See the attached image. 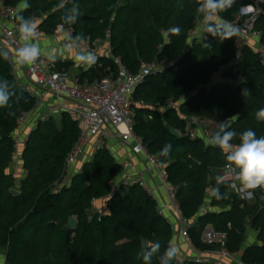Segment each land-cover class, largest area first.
<instances>
[{
    "label": "trees",
    "instance_id": "trees-1",
    "mask_svg": "<svg viewBox=\"0 0 264 264\" xmlns=\"http://www.w3.org/2000/svg\"><path fill=\"white\" fill-rule=\"evenodd\" d=\"M2 1L18 6L16 17L31 18L44 34L60 28L69 30L73 41L79 33L94 41L104 39L109 32L111 54L131 72H137L146 62L173 60L162 71L147 75L133 91L134 132L148 153L165 166L182 216L194 219L188 228L194 246L199 251L216 248L200 240L201 231L210 226L226 234L225 247L236 253L249 227L256 232L259 244L243 249L240 260L264 264V207L259 204L264 190L256 189L255 198L247 201L229 189L228 179L220 186L228 198L210 196L209 205L216 209L199 214L208 190L216 187L215 177L223 174L225 156L219 148L208 145L202 134L191 138L176 132L184 133L187 118L195 116L219 123L228 120L231 130L238 134L234 144L239 143V133L247 129L255 131L257 137L264 136V120L256 117V112L264 108V63L258 60V53L248 44L242 45L239 58L220 72L221 77L239 81L213 82L220 66L234 60L238 34L223 41L209 35V40L188 44L189 31L202 20L196 13L197 0ZM252 1L234 0L219 16L231 21ZM261 6L253 30L264 37V2ZM77 9L75 23L65 22ZM174 26L181 29L179 35L165 36ZM3 53L0 50V86H6L10 93L8 107L0 108V248H5V264H144L138 258L141 247L156 241L161 247L151 264H159L165 249L174 247L170 243L174 235L171 221L158 211L153 195L137 183L111 192L110 182L122 166L108 147L96 149L79 172L57 187L66 156L80 132L66 111L49 116L28 133L20 154L26 172L19 183L7 172L15 152L17 118L35 107L36 97L17 84L8 54L4 59ZM71 65L72 61L57 59L54 69H69ZM107 67L116 72L112 58L102 55L96 67L81 68L78 77L93 80ZM244 89L247 95L242 94ZM233 116L236 118L231 119ZM169 142L170 156H159ZM11 188L19 194L13 195ZM105 197L107 212L89 217L95 200ZM70 215L77 220V228L72 231L64 228ZM193 257L189 253L181 264H220L206 254L202 262ZM172 264H178L177 255Z\"/></svg>",
    "mask_w": 264,
    "mask_h": 264
},
{
    "label": "built area",
    "instance_id": "built-area-1",
    "mask_svg": "<svg viewBox=\"0 0 264 264\" xmlns=\"http://www.w3.org/2000/svg\"><path fill=\"white\" fill-rule=\"evenodd\" d=\"M264 0H253L250 4L251 10L247 12H239L230 22L238 29L239 37L246 41L251 38H258L260 48L258 50V60L264 63V37L261 33L254 31V23L260 13H262L261 3ZM18 6L5 4L0 0V50L7 52L8 61L12 69L16 68L14 61L15 50L24 43L19 39L18 22L16 14ZM216 18V17H214ZM35 22V21H34ZM204 25L200 20L197 25L189 31L188 44L192 41H206L210 39L209 34L203 31ZM63 34V44L69 49L91 51L96 56V61L91 66H81L84 69L96 67L100 56L112 58L116 66V72L110 67H107L104 74L93 80L80 79L78 75L71 73L68 69H54V63L58 59L54 56H47L41 52L40 58L31 66L25 65L24 74L29 81L40 90V98L49 94L52 101L47 102L40 108L41 104L36 101L35 107L29 112H21L17 118V127L14 132L15 153L19 152V148L24 145L27 139L26 136H21L18 131L26 123L29 118L31 129L39 122L48 119L49 116L58 114L61 111H66L78 124L79 136L73 144L71 150L66 156L64 169L61 176V182L57 185H64L69 180V170L80 157L85 154L87 147H90L91 155L100 146L108 147V140L118 139L124 146H128L131 154H142L149 165L155 170L160 186L165 192V202L162 206H158V211L167 215L171 213L174 221L171 222L175 230L179 232L182 239V244L186 247L187 252L182 254L183 260L189 258V254L194 255L196 262H202L203 256L213 257L217 260L236 261L237 264H245L241 260L234 258V253H231L225 247L226 234L215 231L212 227H205L200 233V240L209 245H216L206 251H199L191 241L188 228L191 224L190 220L184 218L181 214L179 203L176 199L175 188L167 181V172L165 166L157 161V158L148 153L142 140L138 137L133 129V105L136 102L132 99V93L136 86L140 84L147 75L160 72L170 65L173 60L157 59L144 63L137 72H131L121 62L119 57L111 54L109 45V32L106 33L104 39H96L90 41L85 39L78 43H74L69 38V30L60 29ZM45 34L37 27V38L35 43L39 42ZM107 44L106 47H103ZM71 45V47H69ZM237 48L236 56L233 61L226 65L220 66V71L213 75H221V71L231 66L238 58V49L242 45L235 44ZM51 58V59H50ZM220 80L234 83L238 82L239 78L232 80L220 76ZM27 91L31 94V90L27 87ZM168 105H171L168 103ZM179 102L175 106H178ZM200 119L192 116L187 118L185 122L184 133L176 130L179 135H188L191 138L198 136L200 131ZM122 169L119 175L114 177L111 184V192H116L120 189L127 188L129 185L137 183L145 189L147 184L140 171L135 170V164L131 157H127L120 162ZM222 173H225V166L222 168ZM237 183L234 177H230L229 184ZM57 188V189H58ZM149 191V190H148ZM233 191V190H232ZM234 192V191H233ZM236 193V192H234ZM237 194V193H236ZM238 195V194H237ZM109 197V195L107 196ZM101 199V204L96 208L98 215H103L107 212L106 198ZM239 198H241L238 195ZM242 199V198H241ZM247 200L248 199H244ZM173 245V241L170 242Z\"/></svg>",
    "mask_w": 264,
    "mask_h": 264
},
{
    "label": "clouds",
    "instance_id": "clouds-1",
    "mask_svg": "<svg viewBox=\"0 0 264 264\" xmlns=\"http://www.w3.org/2000/svg\"><path fill=\"white\" fill-rule=\"evenodd\" d=\"M233 2L234 0H197L196 13L198 17H202L205 33L219 41L230 39L237 34L238 29L230 22L219 19V13L230 8ZM78 15L79 11L77 9L76 13L68 16L65 22L75 23ZM214 17L217 19H214ZM16 19L18 21L19 39L24 43L15 50V62L22 66H31L41 56L40 47L35 43L37 25L31 18H26L23 15H18ZM180 31L181 29L178 26H174L170 27L164 35H179ZM85 39L86 37L79 33L75 37L74 43ZM204 46L209 47L207 43H204ZM2 55L4 59H7L6 52ZM76 60L84 66H91L95 63L96 56L91 51H78ZM242 94L247 95V90L244 89ZM9 99L10 93L6 86H0V108L8 107ZM256 117L258 120H264V108L256 112ZM235 118L236 116H233L231 119ZM237 135L235 130H231L227 120L220 122L219 131L207 140L208 145L221 150L226 160L224 175L215 177L216 187L211 189V196L218 200L228 198L227 193H221L220 186L227 184L229 177H234L239 182L238 184H228V186L242 199L252 200L255 198L254 192L256 189L264 190V136L257 137L255 131L247 129L239 133V143L234 144L232 141ZM171 151L172 144L170 142L166 143L160 150L159 156L167 158L170 156ZM160 247L158 241L145 244L141 247L138 258H142L144 264H151L153 256L159 252ZM176 255L177 249L169 246L160 256L159 264H172Z\"/></svg>",
    "mask_w": 264,
    "mask_h": 264
},
{
    "label": "crops",
    "instance_id": "crops-1",
    "mask_svg": "<svg viewBox=\"0 0 264 264\" xmlns=\"http://www.w3.org/2000/svg\"><path fill=\"white\" fill-rule=\"evenodd\" d=\"M25 2H26V0H23L22 4H25ZM248 8L251 9L250 5L243 6L240 8L239 12H247ZM214 19H217V18H214ZM219 19H222V18L219 16ZM222 20H224V19H222ZM59 31H60V28H58L52 34H49V35L45 34L42 37V39L39 42H37V45L40 47L41 52L47 56H54L60 60L72 61V65L69 67L68 70L75 75H79V73L81 72V68H83V67L81 66L80 62L76 60V55H77L78 51H84V50H73V49H69L66 46H64V44H63V38L64 37H63V34ZM235 44H238V45L248 44L255 52H258V50L260 48V41L258 38H251V39L246 41L244 38L238 36V39L236 40ZM106 45L107 44H104L103 47H106ZM14 61H15V57H14ZM24 68H25V65L22 66V65L16 63V68L13 70V73H14V77L17 81V84L19 86H21L22 88H24L25 90H27V87H29V90H31L32 94L36 97V101H38V104H41L40 108H42V106H44L46 101L51 102L52 98L49 94H46L43 98H40V90L36 86H34L29 81V79L25 76ZM217 80H220V78ZM212 81H213V78H212ZM205 121L206 122L211 121V122L215 123V125H217L215 132L219 131V122H215V121H212V120L206 119V118L200 119V122H205ZM200 129L201 130L199 131V134H202V136L205 134V136L207 137V135H208V133H206L207 131L203 127H200ZM29 130H31V127H30L29 118H27L26 123L20 128L18 133L23 137V136L28 135V133L30 132ZM211 135H214V134H211ZM107 143H108V149L110 150L111 154L114 156L116 161H118L119 163L123 159H125L127 157H131L132 161L135 164V170L140 171L142 173V176H143V178L147 184L146 190H149V192L153 195V197L156 200L157 205L162 206V204L165 202V192H164L163 188L160 186V183H159V180L157 178L155 170L149 165V163L146 161L145 157L142 154H135V155L131 154L129 147L124 146L118 139L108 140ZM20 154H21V150L14 154V158H17V159H14L10 163V165H11L13 162H16L18 165V168L16 169L17 171L14 174L12 173L17 183H19L20 179L25 175V172H26L21 167ZM85 156H87V158H88V156L91 158L92 155L90 152V147L86 148L85 154L82 157H80V159H82ZM80 159H79V161H80ZM10 165L7 168V172H9V173H11V171H9ZM222 175H224V174H222ZM228 179H230V177ZM229 189L232 191L231 187H229ZM210 196H211V190H208V197H207L205 203L200 208L199 214H201L207 210H215L216 209V208L211 207L209 205ZM100 204H101L100 200H95V202L92 205V210L95 209L96 206H99ZM165 216H167L169 221H171V222L174 221L171 213H168ZM193 221H194V219L190 220L191 223H193ZM173 230H174V235L172 238L173 246L177 249V257L179 258L178 254L180 255L181 254L180 252L185 254L187 252V249L182 244V239L179 235V232L175 229H173ZM252 244H259V242L257 241L256 232L248 227L247 231H246V239L242 243L241 249L238 252L234 253V258L236 260H240V255H241L242 250L245 249L247 246L252 245ZM220 264H237V263H236V261H231V260H220Z\"/></svg>",
    "mask_w": 264,
    "mask_h": 264
},
{
    "label": "rangeland",
    "instance_id": "rangeland-1",
    "mask_svg": "<svg viewBox=\"0 0 264 264\" xmlns=\"http://www.w3.org/2000/svg\"><path fill=\"white\" fill-rule=\"evenodd\" d=\"M251 9L250 8H248V11H250ZM220 78V74H217L214 78H213V81L215 82L217 79H219ZM172 106H175L176 104H177V102H169ZM57 117V116H56ZM58 118V117H57ZM200 127H203L206 131V133H208V135H207V137L205 136V134L203 135L204 137H205V139L207 138V139H209L211 136H213V135H211V134H214L215 133V130H216V128H217V125H215V123H213V122H211V121H209V122H200ZM203 129V130H204ZM30 131V130H29ZM213 132V133H212ZM19 151H20V148H19ZM14 159H17V158H14V156H13V160ZM83 159V160H82ZM82 159H80V161H77L73 166H71V168H70V170H69V173H68V175H69V178L74 174V173H76V172H79L80 171V169H81V166H82V164L85 162V160L87 159H90V157L88 156V158H87V156H85V157H83ZM18 168V165H17V163L16 162H13L11 165H10V168H9V171H11V173H15ZM69 181V180H68ZM67 183V181L64 183V184H66ZM96 208H98V206H96ZM95 208V209H96ZM95 209H91L90 211H88V216L90 217L92 214H94L95 213ZM181 254L179 255L178 254V256H179V258L177 259V263L178 264H181V261H182V259H183V253L182 252H180ZM0 264H5V248H0Z\"/></svg>",
    "mask_w": 264,
    "mask_h": 264
},
{
    "label": "water",
    "instance_id": "water-1",
    "mask_svg": "<svg viewBox=\"0 0 264 264\" xmlns=\"http://www.w3.org/2000/svg\"><path fill=\"white\" fill-rule=\"evenodd\" d=\"M10 192L13 194V195H18L19 194V191L16 190V189H10ZM259 204L264 207V195H261L259 196ZM50 224H53L52 222H50ZM64 228L66 230H75L77 228V220L74 216L70 215L68 216V219H67V222L65 223L64 225Z\"/></svg>",
    "mask_w": 264,
    "mask_h": 264
}]
</instances>
